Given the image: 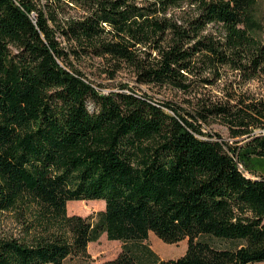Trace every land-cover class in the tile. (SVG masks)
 <instances>
[{
  "label": "trees",
  "instance_id": "obj_1",
  "mask_svg": "<svg viewBox=\"0 0 264 264\" xmlns=\"http://www.w3.org/2000/svg\"><path fill=\"white\" fill-rule=\"evenodd\" d=\"M95 60L135 85L104 93ZM262 77L264 0H0V264L86 261L103 234L122 251L102 264L264 262ZM92 200L96 220L68 214Z\"/></svg>",
  "mask_w": 264,
  "mask_h": 264
},
{
  "label": "rangeland",
  "instance_id": "obj_2",
  "mask_svg": "<svg viewBox=\"0 0 264 264\" xmlns=\"http://www.w3.org/2000/svg\"><path fill=\"white\" fill-rule=\"evenodd\" d=\"M106 65L100 62V60H95L93 62H88V67L84 70L88 79L100 86L104 93H109L110 91H117L121 84H130L134 86V80L127 69L122 70L118 73L115 79H109L108 74L104 73L106 70ZM234 75L228 71V76L224 77L220 83L212 88H208V93L212 95L222 96V89L230 86L231 84H236L234 81ZM239 81V80H238ZM141 91H145L148 94L161 100H173L182 104L186 97L180 93L174 92L169 89H154L149 87H140ZM243 90L249 91L255 94L257 97L264 95V77L259 80L251 81L247 85L243 86ZM141 93V92H139ZM207 93V92H206ZM185 106V105H184ZM89 109L93 110V105L89 104ZM205 132L211 135L218 134L221 138L227 142L231 139L229 138L228 129L220 123H213L210 126L204 128ZM213 139H217L212 136ZM70 201L68 204L71 205L68 211L69 215H81L83 217H93L96 220L97 213L105 210V202L103 200H92L87 201ZM264 223V222H263ZM13 226L7 217H0V232L8 229H12ZM147 243L151 246L154 252L162 260L177 259L183 256L187 250V240L179 242L177 244H167L160 240L153 233L150 234ZM91 258L86 261H74L73 264H102L105 261L112 260L116 258L122 251V243L120 241H111L107 238L106 234H103L98 241L92 242L88 248ZM251 264H264V262H257Z\"/></svg>",
  "mask_w": 264,
  "mask_h": 264
},
{
  "label": "bare ground",
  "instance_id": "obj_3",
  "mask_svg": "<svg viewBox=\"0 0 264 264\" xmlns=\"http://www.w3.org/2000/svg\"><path fill=\"white\" fill-rule=\"evenodd\" d=\"M85 204H88L87 201H85ZM70 208H71V205L68 204V206H67L68 211L70 210Z\"/></svg>",
  "mask_w": 264,
  "mask_h": 264
}]
</instances>
